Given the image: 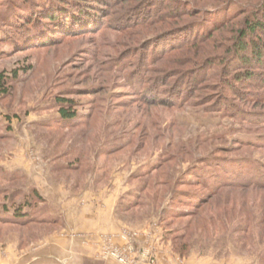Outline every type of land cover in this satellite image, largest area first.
<instances>
[{"label":"rangeland","instance_id":"rangeland-1","mask_svg":"<svg viewBox=\"0 0 264 264\" xmlns=\"http://www.w3.org/2000/svg\"><path fill=\"white\" fill-rule=\"evenodd\" d=\"M2 1L0 14L9 5ZM10 1L15 2L11 24L3 23L0 16V72L7 78V91L0 95V212L5 204L10 215L11 207L28 201L31 215L49 218L57 214L60 221L17 224L0 220V264H59L51 253L52 245L58 247L62 240L75 243L74 239L83 237L81 231L72 229L83 207H113L126 226L149 231L152 240L142 247L106 243V250H119L127 257V263L121 264H141L138 255L155 264L160 249H169L176 264L189 256L213 264H264L260 260L264 99L256 100L257 105L241 98L264 94V87H257L262 85L264 63L262 67L243 66L232 58L226 66L220 65L228 25L214 34L220 44L213 43V48L201 44L212 49L209 58L204 56L200 62L211 64L206 71L216 82L198 83L202 72L197 70L188 78L179 80L176 75L168 84H156L152 96L153 85L148 90V84L140 86L134 77L137 54H161L178 47L171 53L177 58L160 61L184 72L193 67L187 64L192 51L180 48L179 42L172 46L162 41L166 35L158 36V32L168 26L158 22L122 31L140 20H117V15L147 17L157 11L159 0H27L33 4L29 8L21 0ZM249 3L213 0L205 10L229 6L232 12ZM147 9L149 13L144 14ZM53 10L56 19L49 23L45 16ZM27 12L34 13L28 26L23 21ZM67 12L70 17L66 19ZM19 16L18 32L13 21ZM71 17L76 23L71 24ZM88 20L95 22L92 28L82 24ZM60 23L71 27L61 28ZM20 31L23 43L15 45L13 39L18 41ZM147 37L153 38L151 45ZM37 38L46 40H33ZM135 51V57L129 55ZM247 70L255 73L248 80L227 76L228 71L240 75ZM162 73L153 75L165 82ZM174 79L180 83L172 90L175 96L182 90L189 101L175 107L167 102L170 96L162 93L171 89ZM220 88L241 110L197 99L210 94L209 89L214 94ZM161 97L165 100L159 102ZM59 99L75 101L78 116L74 123L60 124ZM238 165L261 182L219 186L221 181L233 180ZM193 168L197 177L189 175ZM33 189L43 202L33 198ZM61 249L65 256V244Z\"/></svg>","mask_w":264,"mask_h":264},{"label":"trees","instance_id":"trees-1","mask_svg":"<svg viewBox=\"0 0 264 264\" xmlns=\"http://www.w3.org/2000/svg\"><path fill=\"white\" fill-rule=\"evenodd\" d=\"M49 1H56V0H49ZM60 1V0H59ZM102 1V0H100ZM107 0H104V3H106ZM109 1V0H108ZM157 0H154V2ZM213 0H159V6L157 7V11L155 13H150L149 16L144 17H133L132 19L129 18V16L125 17V15H117V20H122V21H131V20H140L134 26L132 25H127L125 26L126 28L122 31H128L133 28H137L140 25H148V24H155L156 22L168 26L167 28L164 29V31L158 32L159 35H166V39H162L167 41H170V45L179 42L180 48L182 49H190L189 54V59L187 61V64H190L191 68H188L186 71H180L177 69H171V66H167L165 62L160 61L161 59L169 58L170 59H175L177 58L176 56H171V53L174 52V50L178 47H170L168 50H163L161 54H156L157 51H152L149 52L147 55H142L137 54L135 51L134 53H129L130 56L133 55V57L136 56L137 54V59L139 63H137V71L135 72L136 74V79L139 81V85L142 86L144 84H148V90H150L151 85H153L152 90L150 91L153 96V94L156 92L155 89H157L156 84H168V80L170 81L174 76L178 75L182 80L184 78H188L189 75L195 74L197 70H200L202 73L199 77L200 82L204 81H215L213 79H216V77L211 76L209 73H207L206 70L208 68H211V64L206 63L205 65L202 66V62L200 60L204 57L207 56L208 59L209 56L212 54L209 52L210 49L208 50V47H202L201 44H209L213 48V43L217 46L219 43V37H215L216 35L215 32L216 30H221L225 25L228 27L226 30L227 36L225 37L226 45H224L223 49L224 55L221 56V61L220 65L226 66V61H231L232 58H237L239 61V64L243 66H248L250 63H254L258 66H263L264 63V0H250V3L246 6H243L241 8L235 9L232 12L229 11V6L226 9H223V6L213 9H206L207 3L211 2ZM2 2L9 3L7 5L8 7L4 8V12L0 14L1 20H3V23L6 24H11L10 20V13L12 12V1L10 0H3ZM23 7L29 8L33 4L27 3V0H21ZM33 2V0H32ZM12 3V4H11ZM222 3V2H221ZM233 3V1L231 2ZM154 4V3H153ZM17 5V4H16ZM48 6V5H47ZM151 6H153L151 4ZM22 7V8H23ZM124 9V6H123ZM129 9V8H126ZM150 11V10H149ZM148 9L147 11L143 12L144 14L149 13ZM214 11V12H213ZM52 13L48 12L46 14V18L48 19V22L51 23L53 19H56L57 14L53 11ZM55 13V14H54ZM206 13V14H205ZM70 12L66 13L65 18H69ZM129 14V13H128ZM153 15L154 17H152ZM69 16V17H68ZM104 16H109V14H106ZM43 17V19L45 18ZM115 17V16H113ZM151 17V19H148ZM196 17L197 20H186V18L189 19H195ZM42 18V17H41ZM73 18V17H71ZM116 18V17H115ZM34 19V13L33 12H27L25 17H23V21H25V25H31L33 23ZM65 19V20H66ZM148 19V20H147ZM21 20V17L19 16L17 19L13 21V26L16 27V29L19 32L18 26V21ZM107 20V19H106ZM76 23L75 19L71 20L72 23ZM93 20H88L83 22L82 24L86 25L87 27L85 28H92L95 25V22L93 23ZM126 23V22H125ZM61 28H66L70 29L68 27H71L69 23H60ZM97 24V23H96ZM103 28L105 26V22L101 25ZM140 26V27H141ZM59 27V26H58ZM74 28V27H73ZM118 29H120L118 27ZM65 30V29H64ZM25 33H27L28 28L24 29ZM13 34H18L17 32H14ZM20 37L18 41L16 42L13 39V43L16 45L19 42H21L22 37H23V31H20L19 33ZM10 37L8 34L7 38ZM18 37V35H17ZM148 38L145 39L147 42H149V45L152 44V41H150L153 38ZM34 41H44L46 39H33ZM33 40H28V41H33ZM27 42V41H26ZM140 42V41H139ZM165 42V41H164ZM23 42H21L22 44ZM25 43V42H24ZM141 43V42H140ZM161 45V43H159ZM19 45V44H18ZM174 46V45H172ZM136 48V47H135ZM133 48L128 47V50H132ZM207 49V50H206ZM134 50V49H133ZM130 62L131 58L129 59ZM177 61V59L175 60ZM160 64V65H158ZM244 68V67H242ZM205 71V72H204ZM156 72H163L162 74L165 76L166 81L162 82L160 77L153 75V73ZM241 73V72H240ZM238 72V74H240ZM152 74V76H151ZM254 71L247 70L244 73H241L240 75H235L231 73L230 71L227 72V76L232 75L234 76V81H240V80H248L254 76ZM188 76V77H187ZM262 85H258L257 87H264V75L260 77ZM179 80L175 82L172 81L171 89H168L166 91H162L163 94H165L167 97L170 96V100H168V104H171V106H178L180 105L181 101H184V103H188L189 101H186L188 96L187 94L181 95L182 90H179L177 92V95L175 96L174 91L176 85H180ZM7 81V78L4 76L3 72H0V95L2 93H5L7 89L4 87L5 82ZM141 83V84H140ZM212 86V84H209ZM229 87L233 90L234 85L232 83H229ZM250 86H247L249 88ZM194 88V87H193ZM194 90V89H193ZM208 92H211L208 95L202 94V96L199 98L197 96V99L202 101V103H213L214 106L218 105H225V107L228 108H234L236 110H241L238 107L235 108V103L231 102L228 99V97L225 94V92L222 90V88L219 89V91H215L216 93L213 94V89H209ZM211 94H213V98L208 97ZM251 94V93H249ZM247 95V94H246ZM243 95L241 98L243 99L248 98L249 100H252L253 104H260L257 103L256 100H262L264 99V94H260L259 96H255L253 98H249V96ZM235 97V96H234ZM237 99V97H235ZM165 100L162 97L158 100L159 102ZM193 103L194 102H190ZM58 104V118L60 120V124L63 122H69V123H74L75 119L77 118L78 114L76 110L74 109L75 107V101L72 99H59L57 101ZM260 114V113H258ZM254 115H257L255 113ZM66 123V124H67ZM64 124V123H63ZM242 164V163H240ZM241 165L236 166L234 169V173H232L231 178L233 179L232 181H221L220 185L221 187L224 186H248L250 184H254L257 181H260L257 179L258 177H254V175H251L250 177L248 176V173L250 171H246L244 169L240 168ZM193 168V171L189 173V175H193L195 177L198 176V174L195 172ZM251 174V173H250ZM237 178V180H236ZM261 182V181H260ZM259 182V183H260ZM257 184V183H256ZM264 185V184H262ZM208 187V185H207ZM206 187V188H207ZM32 196L38 201H44L40 194L36 192V190H32ZM28 201H26L24 204H20L15 207H11V214L8 215V208L6 209V205L3 204L2 210L0 212V220L4 221H10L14 222L17 224H22L24 222H32V221H45L49 223H57L60 221V217L55 214L49 218H39L34 215H31L28 208H27ZM52 207V206H51ZM128 208V207H127ZM52 209H54L52 207ZM55 210V209H54ZM246 229L244 226L242 230ZM247 238V237H246ZM264 238V234L262 239ZM259 251V250H257ZM264 246L261 245L260 248V256H261V261L264 263Z\"/></svg>","mask_w":264,"mask_h":264},{"label":"crops","instance_id":"crops-1","mask_svg":"<svg viewBox=\"0 0 264 264\" xmlns=\"http://www.w3.org/2000/svg\"><path fill=\"white\" fill-rule=\"evenodd\" d=\"M87 211V213H86ZM73 230L81 231L83 237L68 244V240L59 242L58 247H53L51 253L55 255L59 264H121L108 255L104 248L106 243L115 245H135L138 247L145 246L152 239L149 237V231L145 227L133 228L126 226L122 221L117 219L113 213V207L102 210L97 207L95 210L83 207L80 215H75ZM71 241V240H70ZM64 242V243H63ZM65 244V256L61 247ZM61 246V247H60ZM56 249V251H55ZM155 264H176L175 257L169 249L158 250ZM62 255V256H61ZM63 258V260H61ZM137 259L141 264H149L145 255H138ZM178 264H213L211 261H205L197 256H189L180 260Z\"/></svg>","mask_w":264,"mask_h":264},{"label":"built area","instance_id":"built-area-1","mask_svg":"<svg viewBox=\"0 0 264 264\" xmlns=\"http://www.w3.org/2000/svg\"><path fill=\"white\" fill-rule=\"evenodd\" d=\"M131 249V248H128ZM106 254H110L112 257H114L116 260H118L119 262H126L127 257H125L121 251L119 250H106ZM127 263V262H126ZM130 264H134V263H130ZM135 264H138L137 262H135Z\"/></svg>","mask_w":264,"mask_h":264}]
</instances>
